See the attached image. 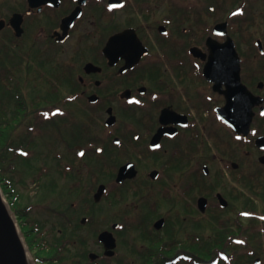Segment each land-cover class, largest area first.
Wrapping results in <instances>:
<instances>
[{
	"label": "flooded vegetation",
	"instance_id": "af4514ba",
	"mask_svg": "<svg viewBox=\"0 0 264 264\" xmlns=\"http://www.w3.org/2000/svg\"><path fill=\"white\" fill-rule=\"evenodd\" d=\"M0 27L54 65L58 166L81 198L63 213L106 222L84 234L116 237L99 264H264V0H0ZM70 41L58 69L42 48Z\"/></svg>",
	"mask_w": 264,
	"mask_h": 264
},
{
	"label": "rangeland",
	"instance_id": "374dc122",
	"mask_svg": "<svg viewBox=\"0 0 264 264\" xmlns=\"http://www.w3.org/2000/svg\"><path fill=\"white\" fill-rule=\"evenodd\" d=\"M13 33L9 29H3L0 31V37L3 36H9L11 39V43L16 44V50L18 46V50L20 52L28 51V47L31 45V41L33 40L32 34L24 35L18 39L13 37ZM72 41L67 42L66 44L59 46V45H52L50 43H45L42 49H45L46 57L50 56V54H57L58 55V69L64 68V57L66 56V52L72 49L73 43ZM30 44V45H29ZM46 46V47H45ZM45 47V48H44ZM65 48V49H64ZM31 52V50L29 51ZM44 58V59H45ZM34 63V62H33ZM36 64V63H34ZM53 64L46 63L43 64L41 67H39L38 70H40L43 73L49 74L51 73L50 67ZM54 66V65H53ZM37 70V69H36ZM37 72V71H36ZM35 71H31V76L36 77L38 73ZM29 76V75H27ZM26 77V76H25ZM50 79V76H48ZM22 84H24V94L25 98L29 102L30 109H37L31 101L33 100V97H36V95H41L44 99L47 97H50V92L47 90L49 87H52L49 85L48 82L44 83V85L38 86L37 83L34 85V83L29 81H23ZM40 99V98H39ZM54 104H49L47 100H42L41 105L38 107L39 110L43 109L45 111H49V115H53L54 120H59L60 116L65 115V111L63 110L64 105H60L61 102H53ZM56 103V104H55ZM32 104V105H31ZM61 106V109L59 112H57V107ZM14 107V104L12 103L11 107L6 106V111L8 116L12 114V108ZM37 109L36 114L40 115V119L42 120V124L44 121L43 126L40 127V129L36 130V132L32 133V137L35 140V146L32 148V151L29 150L30 155L27 154V156L33 157V163L39 168L38 171L32 174L30 173H22V172H16L11 176V181L14 187L15 192L17 193L16 197V205L17 206H25V208L28 209V214L34 218L42 219L45 224L47 225L44 228L45 231V238L50 243L53 240H55L56 236L59 238H69V239H77V237H87V242L84 245V247H81L78 242L75 243L74 246H71V251L67 250L64 252V256L71 261L75 257L74 253H79V257L84 259L81 254L85 253V257L87 258L89 252H97L98 254L102 253V246L101 243L98 241V238L96 236V233L89 234L87 236H84L87 231L90 230V228H93V230H97L100 225L106 224L104 220H97L94 224H80V217L72 222V224H68L69 220L66 219V214L64 216L63 210L72 204L73 201L78 200L80 201L79 191L74 190L76 192H71L70 190H73L70 188L69 182L66 181V179L62 176L61 171L64 170V168H60L58 166V163L61 161L62 164L65 163V160L67 157H60L65 155V145L63 144V141L61 139H64L66 141H71L70 136L66 134H62L59 131H57L54 127L50 125V119L44 120V115L42 113V110L39 113V110ZM30 118H32V114H30ZM29 118L23 122L22 127L18 128L16 131V134L23 135L22 138L26 139L24 136L25 131L27 130L28 124L25 123H31ZM59 127H62V131L65 130V126L62 123H59ZM63 126H62V125ZM65 133V131H64ZM59 135L60 137L59 139ZM35 155H31L34 154ZM60 157V159L58 158ZM62 166V165H61ZM60 168V169H59ZM21 169V168H20ZM44 170V171H42ZM22 173V174H21ZM41 176V177H39ZM55 181L57 183V188L53 187L52 183ZM70 189V190H69ZM83 194V193H82ZM87 194V191H84V195ZM49 198H53L52 202H48ZM124 198H126L124 196ZM8 202V201H7ZM64 202V204H63ZM118 203H121L118 201ZM9 204V203H8ZM62 204V205H61ZM105 204V203H104ZM48 205V206H47ZM103 205V204H101ZM47 206V207H45ZM101 208V207H100ZM115 211L108 214V219L112 220H127L122 217H118L117 215V209H114ZM15 218L17 219L15 213ZM17 224L19 225V221L17 219ZM128 222V220H127ZM79 223V224H78ZM124 231H122L124 234L122 235V239L118 248L119 256L118 259H116V262H119V259L124 257L126 254H128V248L129 245L127 244V237L128 240L131 238V231L128 230L127 224L123 223ZM21 229V227H20ZM69 230L74 231L73 233L69 232ZM131 249V248H130ZM29 257L31 264H38L33 257V252L29 249ZM128 257V255H127ZM130 258V257H129ZM114 264V262H113Z\"/></svg>",
	"mask_w": 264,
	"mask_h": 264
},
{
	"label": "trees",
	"instance_id": "16d2710c",
	"mask_svg": "<svg viewBox=\"0 0 264 264\" xmlns=\"http://www.w3.org/2000/svg\"><path fill=\"white\" fill-rule=\"evenodd\" d=\"M10 39L9 36L0 37V186L19 221L25 240L38 264H90L85 253L81 255L86 261L79 257V253H74L75 257L72 259V263L64 256V252L71 251V246H74L76 242L84 247L85 239L71 240L56 236V239L49 243L44 236V228L47 226L45 222L30 216L25 206L16 205L18 195L14 190L11 176L16 172L32 174L39 170L33 163V157L25 156L24 151H32L35 146L36 142L31 138L32 133L33 130L40 127L35 124L40 119V115H35V112L44 99L41 95L33 97L31 103L37 109H30V104L25 98L22 80L32 82L34 85L37 83L40 86L48 82L49 79L45 73L36 70L27 60L28 57L18 50V46L16 50V44L13 45ZM33 70L38 73L35 78L31 76ZM12 103L14 104L12 114L8 116L6 106L11 107ZM41 110L44 116L49 114V111ZM30 114H32V118H30ZM28 118L31 123H25L28 126L24 133L26 139H24L23 135L16 134V131ZM31 155H35V153ZM52 199H48L49 205Z\"/></svg>",
	"mask_w": 264,
	"mask_h": 264
},
{
	"label": "water",
	"instance_id": "95a60500",
	"mask_svg": "<svg viewBox=\"0 0 264 264\" xmlns=\"http://www.w3.org/2000/svg\"><path fill=\"white\" fill-rule=\"evenodd\" d=\"M3 27H0V30ZM71 27H62L63 33H60L58 41H65L69 35ZM16 35L20 36L23 32L22 27H14ZM124 34L117 35L112 38V44L119 41ZM115 42V43H116ZM114 43V44H115ZM110 45V44H109ZM129 177V166L121 167L118 181H123ZM104 193V187H101L96 193V198L100 199ZM99 239L106 248V254L113 255L117 246L116 238L110 231H103L99 235ZM98 255L94 252L90 253L92 261L96 260ZM0 264H31L27 244L19 230L13 211L4 199L3 192L0 188ZM97 264V263H93Z\"/></svg>",
	"mask_w": 264,
	"mask_h": 264
},
{
	"label": "snow or ice",
	"instance_id": "6c2138e0",
	"mask_svg": "<svg viewBox=\"0 0 264 264\" xmlns=\"http://www.w3.org/2000/svg\"><path fill=\"white\" fill-rule=\"evenodd\" d=\"M59 111H60V109H57V112H59ZM117 143H119V141H117ZM24 155H27V153H24ZM81 155H83V153H81Z\"/></svg>",
	"mask_w": 264,
	"mask_h": 264
}]
</instances>
